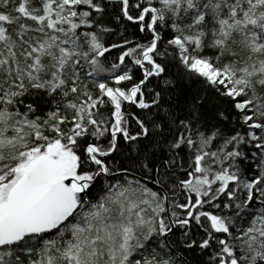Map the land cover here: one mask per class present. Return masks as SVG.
Listing matches in <instances>:
<instances>
[{
    "label": "snow or ice",
    "instance_id": "obj_1",
    "mask_svg": "<svg viewBox=\"0 0 264 264\" xmlns=\"http://www.w3.org/2000/svg\"><path fill=\"white\" fill-rule=\"evenodd\" d=\"M0 264H264V0H0Z\"/></svg>",
    "mask_w": 264,
    "mask_h": 264
}]
</instances>
